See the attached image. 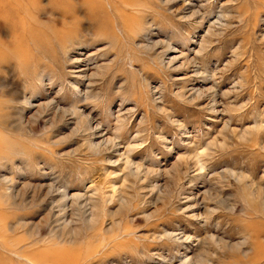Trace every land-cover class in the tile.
I'll return each mask as SVG.
<instances>
[{
  "label": "rangeland",
  "instance_id": "obj_1",
  "mask_svg": "<svg viewBox=\"0 0 264 264\" xmlns=\"http://www.w3.org/2000/svg\"><path fill=\"white\" fill-rule=\"evenodd\" d=\"M263 193L264 0H0V264H264Z\"/></svg>",
  "mask_w": 264,
  "mask_h": 264
},
{
  "label": "bare ground",
  "instance_id": "obj_2",
  "mask_svg": "<svg viewBox=\"0 0 264 264\" xmlns=\"http://www.w3.org/2000/svg\"><path fill=\"white\" fill-rule=\"evenodd\" d=\"M28 104V103H27ZM44 111V110H43ZM127 161V160H126ZM243 180V179H242ZM254 186V185H253ZM30 187H31V185H30ZM261 192V191H260ZM252 193V192H251ZM264 194V193H263ZM262 194V195H263ZM66 192L65 193H63L62 194V197L61 198H63V199H65L66 198ZM259 195V194H258ZM212 198V197H211ZM67 199V198H66ZM80 199H81V196H76L75 197V202H76V204L78 203V204H80L79 203V201H80ZM82 200V199H81ZM213 200V199H212ZM61 202V201H60ZM63 203V202H62ZM74 203V202H73ZM90 221H91V219H90ZM2 228H5V225L4 226H2ZM1 229V228H0ZM8 231V230H7ZM262 233H264V232H262V231H256V232H252V233H250V235H251V238L252 239H254L253 241L254 242H257V243H254L255 244V246H257L258 247V249L260 248V244L258 243L259 242V240H260V238H261V236H262ZM169 236V235H168ZM171 236V235H170ZM172 236H173V234H172ZM264 236V235H263ZM179 239V238H178ZM212 239L216 242L217 241V243L219 242V243H221V242H223L221 239L219 240V239H216L215 237H213L212 236V238H211V241H212ZM218 243V244H219ZM224 243V242H223ZM225 244V243H224ZM220 245H222V244H220ZM227 247V246H226ZM240 248V247H239ZM259 251H260V249H259ZM263 251V250H262ZM47 253H49V252H47ZM19 255V254H18ZM47 257L45 258V259H43L42 261H40V260H37V259H33L34 258V256H28V257H21V258H23V259H25V262H28L29 264H39V262H40V264H42L43 262H47L48 260H50V255H46ZM204 256V255H203ZM54 258V257H53ZM190 259V258H189ZM78 257L77 256H75V255H72V254H67V255H65V256H63V257H56L55 256V264H78ZM23 261V260H22ZM50 262V261H49ZM28 263H26V264H28ZM50 264H51V262H50ZM183 264H191V261H187V262H183Z\"/></svg>",
  "mask_w": 264,
  "mask_h": 264
}]
</instances>
